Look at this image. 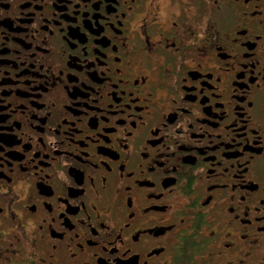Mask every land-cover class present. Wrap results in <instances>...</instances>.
Here are the masks:
<instances>
[{
	"label": "flooded vegetation",
	"instance_id": "flooded-vegetation-1",
	"mask_svg": "<svg viewBox=\"0 0 264 264\" xmlns=\"http://www.w3.org/2000/svg\"><path fill=\"white\" fill-rule=\"evenodd\" d=\"M0 264H264V0H0Z\"/></svg>",
	"mask_w": 264,
	"mask_h": 264
}]
</instances>
